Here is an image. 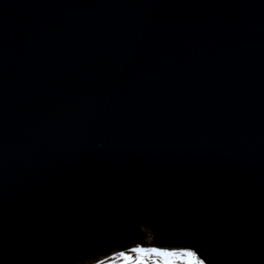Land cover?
<instances>
[{"label": "water", "instance_id": "1", "mask_svg": "<svg viewBox=\"0 0 264 264\" xmlns=\"http://www.w3.org/2000/svg\"><path fill=\"white\" fill-rule=\"evenodd\" d=\"M139 225L264 264V0H0V264Z\"/></svg>", "mask_w": 264, "mask_h": 264}, {"label": "rangeland", "instance_id": "2", "mask_svg": "<svg viewBox=\"0 0 264 264\" xmlns=\"http://www.w3.org/2000/svg\"><path fill=\"white\" fill-rule=\"evenodd\" d=\"M142 234L141 244H130L119 250H113L105 257L93 255L76 264H202L188 247L183 251L161 249L148 244L154 233L143 225H139ZM163 253L164 255H157ZM69 264H73L70 262Z\"/></svg>", "mask_w": 264, "mask_h": 264}, {"label": "trees", "instance_id": "3", "mask_svg": "<svg viewBox=\"0 0 264 264\" xmlns=\"http://www.w3.org/2000/svg\"><path fill=\"white\" fill-rule=\"evenodd\" d=\"M138 232H140V230H139V227L136 229ZM141 238V237H140ZM156 239V238H155ZM154 239V240H155ZM140 241H142V238H141V240ZM128 245H130V243L129 244H123V245H121L120 247H126V246H128ZM91 255H93L94 257H96V256H101V255H99L98 253H94V254H91ZM85 258H87V257H85ZM84 258V259H85Z\"/></svg>", "mask_w": 264, "mask_h": 264}, {"label": "flooded vegetation", "instance_id": "4", "mask_svg": "<svg viewBox=\"0 0 264 264\" xmlns=\"http://www.w3.org/2000/svg\"><path fill=\"white\" fill-rule=\"evenodd\" d=\"M156 238V235L154 234V238L152 239V241L151 242H153V240ZM84 259V258H83ZM85 260V259H84Z\"/></svg>", "mask_w": 264, "mask_h": 264}, {"label": "snow or ice", "instance_id": "5", "mask_svg": "<svg viewBox=\"0 0 264 264\" xmlns=\"http://www.w3.org/2000/svg\"><path fill=\"white\" fill-rule=\"evenodd\" d=\"M157 255H164L163 253H157Z\"/></svg>", "mask_w": 264, "mask_h": 264}, {"label": "bare ground", "instance_id": "6", "mask_svg": "<svg viewBox=\"0 0 264 264\" xmlns=\"http://www.w3.org/2000/svg\"><path fill=\"white\" fill-rule=\"evenodd\" d=\"M73 264H76V263H73Z\"/></svg>", "mask_w": 264, "mask_h": 264}]
</instances>
